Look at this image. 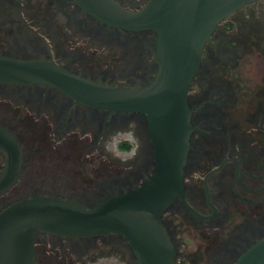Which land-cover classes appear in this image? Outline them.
Masks as SVG:
<instances>
[{
  "label": "flooded vegetation",
  "instance_id": "af4514ba",
  "mask_svg": "<svg viewBox=\"0 0 264 264\" xmlns=\"http://www.w3.org/2000/svg\"><path fill=\"white\" fill-rule=\"evenodd\" d=\"M0 1L13 8L0 11V56L52 61L106 86H146L158 73L154 30L107 26L75 0H37L48 7L47 12L16 10L24 0ZM116 1L138 11L149 0ZM262 10L264 0H258L217 26L190 86L193 130L183 175L186 203L177 198L161 217L174 247V264H190L193 259L196 264H235L264 238V49L253 48L263 59L252 57L246 64L245 81L234 73L241 51V32L235 29L240 23L253 24ZM237 12H243L242 17L233 18ZM82 47L93 56L110 51V58H119L120 64L93 74L75 68L76 58L83 59ZM54 50L62 55L57 57ZM71 54L74 60L68 58ZM0 125L16 136L21 147L22 171L12 188L25 179V198L53 195L94 207L138 189L156 169L144 115L93 108L51 86L0 83ZM109 159L114 160L111 169ZM116 161L133 163L125 176L124 164ZM5 162L0 151V174ZM187 236L194 238L192 246ZM108 239L138 264L121 235L72 238L47 233L35 237L36 264H92L96 253H103L101 242Z\"/></svg>",
  "mask_w": 264,
  "mask_h": 264
},
{
  "label": "water",
  "instance_id": "95a60500",
  "mask_svg": "<svg viewBox=\"0 0 264 264\" xmlns=\"http://www.w3.org/2000/svg\"><path fill=\"white\" fill-rule=\"evenodd\" d=\"M258 0H149L131 11L116 0H75L95 20L127 31L157 32L158 73L146 86H106L86 80L48 60L0 56V83L54 87L87 106L137 112L148 122L155 172L136 190L90 207L78 200L39 195L0 211V264H36L35 237L40 233L80 238L123 236L138 264H174V247L162 214L180 198L192 134L190 86L203 49L217 26ZM0 151L6 162L0 196L20 179L22 150L16 136L0 125ZM235 264H264V238Z\"/></svg>",
  "mask_w": 264,
  "mask_h": 264
},
{
  "label": "rangeland",
  "instance_id": "374dc122",
  "mask_svg": "<svg viewBox=\"0 0 264 264\" xmlns=\"http://www.w3.org/2000/svg\"><path fill=\"white\" fill-rule=\"evenodd\" d=\"M20 4H22L21 8H17L16 10L24 11V10H28L29 8H34L37 10H45L46 12L48 10V7L43 6V4L37 0H24L23 2H20ZM29 5H31L32 7H29ZM8 9L12 10L13 8H10V7L5 8L4 6H2V1H0V11L8 10ZM241 15H243V12H237L233 16V18L242 17ZM251 22H253V24L245 25V26H243L242 23H240L239 26L235 29L237 32L239 33L241 32L239 35L240 44L238 45V48H240L241 51L239 52V54L236 55L237 57H239L240 62L234 68V73L241 75V79L243 81H245L247 78L246 77V64L251 62L252 57H254L255 59L258 58L259 60L263 59V57H258L259 55L256 53L258 51L255 52L254 51L255 49L253 48L256 45H258L259 48L264 49V10L261 11V14L258 17L252 19ZM247 23L249 24L250 22H247ZM250 46H252L251 51H250V48L247 49ZM60 47L62 48L61 44H60ZM84 48L85 47H82V49ZM230 49L231 47L229 46V50ZM54 52L56 53L55 55L57 57L62 55L61 50H58V51L54 50ZM109 52L110 51L104 50L100 52L98 56L96 55L93 56L91 52H88V48L87 49L85 48L84 51L81 52L83 55V59L76 58V63L73 65L75 68L79 66V68L82 71H86L90 74H93L94 71L100 72V71L106 70L108 66H110L111 69H113L116 64H120L119 63L120 59L110 58ZM71 55L68 58L71 60H74L75 57ZM252 62H254V60H252ZM226 78L232 82H235V79L233 77L226 76ZM243 83H246V82H243ZM3 104L5 105V103ZM111 162H114V160L109 159L110 169L112 165ZM115 164L117 165L124 164L123 165V169H125V172H123L124 176L127 174L126 173L127 170H129V168H131V166L133 165V163L130 161H124V162L116 161ZM36 174L44 175L42 174V172H39V171H36ZM24 180L25 179H23L17 186L12 188L6 194L0 196V211L4 209L5 207H7L10 203H12L15 200L28 197L27 190L24 189ZM224 240H225L224 238L221 239L222 247L225 243ZM187 241H188L189 246H192L193 243H195V240L192 236H187ZM101 244L103 245L102 247L103 253H100V252L96 253L99 255L98 259L94 260L92 264H117V262L118 264H135L133 260L127 257L125 250L121 248L122 246L114 243L112 239H108L104 243L101 242ZM198 244H199V241L196 245ZM188 261H190V264H196V261L194 259L193 261L192 260H188Z\"/></svg>",
  "mask_w": 264,
  "mask_h": 264
},
{
  "label": "clouds",
  "instance_id": "9594fccd",
  "mask_svg": "<svg viewBox=\"0 0 264 264\" xmlns=\"http://www.w3.org/2000/svg\"><path fill=\"white\" fill-rule=\"evenodd\" d=\"M117 264H118V262H117Z\"/></svg>",
  "mask_w": 264,
  "mask_h": 264
}]
</instances>
